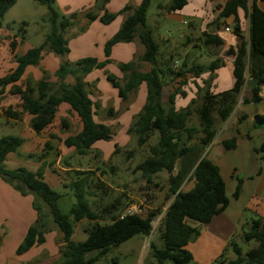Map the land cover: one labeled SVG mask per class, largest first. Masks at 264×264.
Segmentation results:
<instances>
[{
  "label": "trees",
  "instance_id": "16d2710c",
  "mask_svg": "<svg viewBox=\"0 0 264 264\" xmlns=\"http://www.w3.org/2000/svg\"><path fill=\"white\" fill-rule=\"evenodd\" d=\"M19 1L0 0V28L6 13ZM34 1L47 7L48 13L43 21L50 25V31L39 47H31L23 55L16 56V67L7 77L0 80V95L5 93L7 86L12 85L10 94L19 98L17 109L9 107L5 115L16 121H22L24 114L30 115V128L41 134L52 128L59 108L65 104L77 116L82 129L78 134L65 139L54 134H50V138L58 140L68 149H74L78 156H87L98 142L112 140L114 133L109 125L97 119L101 104L93 99L95 84L87 83L85 78L94 70H103L112 63L114 46L138 39L144 46V54L138 61L149 64L150 71H138L136 63L130 62L119 65L124 73L123 79L108 72L106 77L122 100H127L142 84L146 85L147 102L136 115V120L128 132L136 135L139 147L147 145L156 134L158 137L156 144L149 147V156L136 166L135 171L140 172L148 184H152L154 177L159 173L168 174L169 188L166 200L171 202L164 212L159 229L162 247L150 243L152 262L148 264H190L193 255L187 246L200 234L190 222L208 224L229 205L220 168L206 154L207 148L217 135V120L226 122L233 113L245 87L247 73L257 84L264 83V68L261 66L264 60V11L258 6V3H264V0H226L220 7L219 17L213 23L215 28L219 29L222 21L230 17H235L238 21L239 10L244 11L250 23L249 39L246 41L243 40L241 27L237 22L234 33L241 39V43L227 52V55L233 58L234 85L230 90L218 94L213 93L207 85L199 104L197 99H194L188 107L180 111L176 108V98L187 97L184 87L188 85L189 80H194L199 94L203 88L197 80L205 69L209 67L213 72L223 67L224 63L218 58L208 67L195 63L189 65L187 62L175 67L172 56L166 62H160V45L155 40L154 31L147 24L151 0H141L136 7L127 5L116 14L105 10L110 0H97L93 9L69 15L63 14L57 8L56 0ZM187 5L188 0H169L168 4L159 5V8L167 13H175ZM120 15L125 16V20L119 31L105 44L104 61L95 57L72 63L66 61L60 64L54 74L56 82L42 79L35 85L30 81L18 85L26 70L37 66L45 52L59 56L69 54L67 37L71 30L79 27V34H82L93 21L99 20L103 25H110ZM27 26L26 22L22 24L21 42L27 33L23 28ZM199 41L206 47H219L223 44L219 36L208 32H204ZM18 44L17 41L14 42L13 48ZM69 77L73 79V84L67 81ZM206 83L204 82V85ZM168 85H172L173 91L166 94ZM257 90L258 86L253 89L254 101L260 102ZM108 113L113 116V108H110ZM194 113L199 119L198 127L188 125ZM61 124L63 128H69L67 120L63 119ZM201 132L203 136L198 138ZM24 142L22 137L12 135L0 139V179L23 196L33 195V207L38 214L37 220L28 229L17 249L18 255L46 242V234L51 232L50 221L63 235L64 243L60 249V260L54 264H95L133 237L151 235L153 221L161 214L160 210L150 212L146 217L113 215L109 222H103L91 209L89 198L94 194L90 191L91 181L87 173H78L77 179L64 185L71 190V195L75 198L69 212L64 213L59 206L64 195L57 192L45 179L47 164L43 162V158L44 153L52 149L50 141L45 144L39 158L41 166L37 171L25 167H5L8 156L17 152ZM222 144L226 149H234L236 140H226ZM262 149L264 150V144ZM118 152L119 149L115 153ZM181 152H184V155L180 157ZM133 154L134 151H130L128 157L132 158ZM31 157L34 158L33 155ZM186 180L191 182V187L184 191L182 186ZM99 185L104 189L103 184ZM240 189L238 185L234 194L236 198L239 197ZM42 203L47 206L49 215L44 213ZM118 208L113 204L104 211L110 214ZM85 219L90 221V225L85 229L87 238L76 243L72 240L73 223ZM243 239L246 242L254 241L255 246L244 252L240 245L232 242L236 259L225 262L222 256L219 264H264V218L254 220L249 231L244 232Z\"/></svg>",
  "mask_w": 264,
  "mask_h": 264
},
{
  "label": "rangeland",
  "instance_id": "374dc122",
  "mask_svg": "<svg viewBox=\"0 0 264 264\" xmlns=\"http://www.w3.org/2000/svg\"><path fill=\"white\" fill-rule=\"evenodd\" d=\"M203 1L205 2V0ZM122 3L123 0L114 1L115 7ZM168 3L169 0H151V6L148 11L149 25L154 31L156 42L160 45V62H166L172 56V63L177 67H180L184 62H187L189 65L193 62L208 67L218 58H230L227 55V50L221 47L209 46L205 48L198 41L197 35L193 36L190 42H183L184 39L179 38L176 32L180 27L185 30L188 26L180 23L175 24L176 27H174L161 22L157 16L160 10L159 5H166ZM224 3L225 0L206 1V4L203 6V4L201 5V0H191L187 12L184 13L185 19L189 20L193 16L191 11L198 9L199 11H203L204 15L202 19L209 23L208 27L214 28L213 23L218 19L220 7ZM47 13V7L37 4L34 0H20L6 13L2 20V27L0 28V80L7 77L16 67V56L23 55L31 47H39L43 43L45 35L50 31V25L43 21ZM24 22L28 23V26L23 28L27 30V33L24 41L21 42L23 35L22 24ZM192 24L195 26L200 25L201 27L202 20L194 19ZM223 26L224 29L227 25L224 24ZM231 28L233 30L234 27L231 26ZM81 35L79 34V27L71 30L67 37L69 54L67 56H59L54 53L45 52L43 54L45 63L40 61L37 66L29 67L18 85H23L27 81L35 85L42 79L54 82L52 78L53 74L49 73V70L45 73L42 70L43 65H48V69L55 65L52 60L53 57L59 61V64H62L66 61L72 63L73 60L78 59L83 54L94 56L95 48H90L89 46L92 38L96 35V31L91 30L85 37H81ZM16 41L19 44L16 48H13L12 44ZM187 52L188 54H186ZM118 55L120 56V51L119 54L117 51ZM145 64L149 68L151 67L149 64ZM261 66L264 68V60ZM218 72L219 76H213L208 67L202 74V77L207 80L209 88L216 94L228 91L232 87V76L229 68L223 66ZM108 73L117 78H120L124 74L116 64L110 67ZM90 77H93V75H90ZM95 77L97 78L96 74L94 75ZM67 81H70L72 84L74 83L71 77ZM95 87L97 91L103 93L101 99L105 100L103 106L105 107V111L109 107L116 110L114 118H109L106 112L100 111L97 117L98 120L107 123L111 127L114 133L113 139L98 142L87 156H78L74 150L73 153L59 156V141L50 138L49 135L47 138H49L53 149L44 153L45 157L43 160L51 162L49 164V173H53L56 170L59 172L62 184L56 186L54 179L51 182L54 183L55 190L64 195L59 202V206L64 213H68L72 204L75 203L71 190L64 185L70 184L77 179L79 177L78 173L89 174L88 176L91 181L90 191L94 194V196L89 198L91 209L100 216L103 222H109L113 215H122L130 205H141L143 217L148 216L150 212L160 210L161 214L153 221V231L149 237L137 235L123 243L120 247L113 249L95 263L148 264L152 262L150 243H154L159 248L162 247L159 229L164 212L171 202V200H166L169 188L168 174L166 172L159 173L154 177L153 183L148 184L142 178L141 173L135 171V168L149 156V147L156 144L158 136L156 134L147 145L139 147L136 135L128 132L136 120L135 114L141 109V102L133 106L130 105L140 87L134 94L130 95L131 99L128 98L127 100H122L118 97L117 90L113 88L107 79H104L99 86L95 84ZM11 88L12 85L7 86L5 93L0 95V139L4 136L12 135L22 137L25 142L17 152L12 153L8 157L4 165L8 169H16L23 166L34 170L37 169L38 163H41L39 158L42 156L44 147L42 149L37 148L35 143L37 140L26 129L23 119L15 124L14 119L5 115V111L9 107L14 110L18 107L19 98L10 94ZM171 88V85L166 86L165 93L169 94ZM144 90L146 91L145 85ZM196 90L197 87L192 83L191 87L187 89V98L176 101V108L179 111L188 107L194 99H197V104L200 103L205 92V87L199 94ZM110 91L115 92L117 99L111 98ZM66 107L67 105H62L58 115H69L66 119L70 123V126H72V130L69 131L74 133L76 132L77 121L74 115H70L64 110ZM257 115L264 117V100L255 102L250 85H246L229 119L226 122L217 120V135L212 144L207 148L206 154H208L210 160L219 166L221 175L225 181L229 205L224 214L235 225V231L233 239L228 242V246L214 240L211 236L206 242H204L205 237H202L203 239L194 238L187 246V249L193 254V261L190 264H219L222 256L225 262L236 259L237 256L233 251L232 242L240 245L244 252L255 246L254 241H244L243 234L249 231L254 220L264 218V150L262 149L264 144V125L260 127L255 125V116ZM188 125L199 126V119L195 113L192 115ZM202 136L201 132L198 138ZM231 139L236 140V147L234 149H226L222 143ZM117 149H119V152L115 153ZM130 151H134L132 158L128 157ZM59 157H61L60 164L57 166L56 163ZM54 167L56 168L54 169ZM58 174L53 175L56 177ZM3 184L6 186L8 183H0V190L4 188ZM99 184H103L105 186L104 189L99 187ZM238 185H240L241 189L239 197L236 198L234 194ZM190 187L191 182L186 180L182 189L185 191L190 189ZM113 204L119 207L116 212L108 214L104 211L108 206ZM42 207L44 213L49 215L47 206L43 204ZM73 224L74 235L72 240L76 243L83 242L87 238L85 229L90 225V221L85 219ZM49 227L51 232H57L55 235H51L48 244V247L52 246V249L42 252V248H39L32 254L18 255L21 258V264H54L60 260V249L63 247L62 235L51 221ZM6 237L8 238L9 235L7 234ZM11 237H14V235ZM216 253H218V256H216L212 263H207L205 260L201 262L200 259L203 256L204 258L207 255L213 257ZM33 255H38V257L31 260L30 258ZM28 260L29 262H27Z\"/></svg>",
  "mask_w": 264,
  "mask_h": 264
},
{
  "label": "crops",
  "instance_id": "0c3cea01",
  "mask_svg": "<svg viewBox=\"0 0 264 264\" xmlns=\"http://www.w3.org/2000/svg\"><path fill=\"white\" fill-rule=\"evenodd\" d=\"M96 1L97 0H56V6L63 14L69 15L72 13L85 12L87 10L93 9V7L96 4ZM114 1L115 0H110L107 3V5L105 6V10H107L109 13H114V14L119 13L125 6L131 5V6L136 7L141 2V0H125V1L123 0L122 4L117 5L115 7ZM206 1L208 2V0H205V2L203 0H201V5L203 4V6H204V4H206ZM225 2H226V0H225ZM189 3H191V0H188V5L181 11H178L175 13H167L165 10L160 9L158 14H157V16L161 22H164V23L169 24L171 26L176 27L175 24H180V23H183V24L188 26V28L185 30H184V28L180 27V29H178V31L176 32V34L179 35V38L184 39L183 42H190L191 38L195 35L198 36V41H199V38L202 36V34L204 32H208V33L215 34V35L219 36L223 41V44L221 46H219V48L221 47L224 50H227V52H228V50L230 48L237 47L241 43V39L235 35V33L233 31L234 28H233L232 32H226L225 28L223 29V27H224L223 25L225 24L229 27H231V26L235 27L237 22L239 23V25L241 27L243 40L247 41L249 39L250 23H249L248 17L244 13V11H242V10L238 11V21L236 20L235 17H230L228 19L223 20L222 26H220L219 29H217L215 27L214 28L208 27L209 23H207L204 19H202L203 15H204L203 11H199L198 9H196L195 11H191V13L193 15L192 17L196 16L195 18L191 17L193 20L194 19L202 20V24L200 27V25L199 26L193 25L192 24L193 20L191 18L189 20L185 19L186 16L184 15V13L187 12V8L190 5ZM258 6L261 10L264 11V3L259 2ZM124 20H125V16L120 15L110 25H103L99 20L93 21L92 23L88 24L86 31L84 33H82L81 37H85L88 33L91 32V30L96 31V35L94 36V38H92V40L90 42L91 44L89 46L90 48H92V47L95 48V53H94L95 55L93 56L91 54H89V55L83 54L78 59L73 60V62L79 61V60H81L83 58H87V57H95L99 61H104L105 60V54H104L105 44L119 31ZM147 24L151 28L148 20H147ZM192 25H193V27H192ZM204 47L207 48L206 46H204ZM212 47H216V46H212ZM117 51H118V54L120 51V56L119 55L117 56ZM123 53H124V55H123ZM143 54H144V46L141 44V42L138 39H136L130 43L117 44L112 49V54H111L112 63L109 64L103 70H94L93 72H91L89 75L86 76L85 81L89 84H96V86H99L104 81V79H107L106 74H107V72H109V69L113 64H116L119 66L120 64H127L130 62H134V63H136V69L138 71L142 70V72H148V71H150L151 67L149 68L148 65H146L144 62L141 63L138 61L139 58ZM186 54H188V52ZM52 60H53V63L55 65L52 68L49 67V69L47 68L48 65H46V66L43 65L42 70L44 73L48 72V70H49V73L53 74L52 78H53L54 82H56V77H54V73L56 72V70L60 66V64H59V61L55 60L54 57ZM41 61L43 63H45L44 58H42ZM222 61L224 63V67L229 68V71H230L231 76H232V87H233L234 82H235V79L233 76V70H234L233 58L232 57H230L229 59L222 58ZM192 64H194V63L192 62L191 65ZM195 64H197V63H195ZM218 70L219 69L213 71L212 75L213 76H217V75L219 76ZM99 72H101V74H99ZM95 74L97 75V78L96 77L94 78ZM90 75H93V77H90ZM123 77H124V74H122L119 79H121V78L123 79ZM68 82H70V81H68ZM204 82H207V80H205V78L202 77V75H201V78L197 80V83L203 89H204V87L206 88L208 85L207 83H206V85H204ZM192 83H194V85H195L194 80L190 79L188 85H186L184 87L186 92H187L188 87H191ZM177 84H175V86ZM144 85L145 84H142L140 86V89L137 91V94H135V97H134L135 99H133V102H131V104L129 103L131 106H133V105H136L139 102H141V109L139 111H137L135 116L140 113V111L142 110V108L144 107V105L147 102V87H146V91H145ZM246 85H250V89H252V91L256 86H258L257 81L255 79L251 78L248 73L246 74L245 86ZM171 87H172V85H171ZM93 89H94V87H93ZM171 90L173 91V87L170 89V91ZM210 90L212 91V89H210ZM94 92H95V96L93 95V99L101 104V109L99 111L100 112H106L107 116L109 118H114V116L116 115V110L113 108L114 115L112 117V115L110 116V114L108 113V110L112 107H109L106 111H105V107H103L104 102H105V100L101 99L102 98L101 95L103 93L97 91L96 88L94 89ZM212 92L215 93L214 91H212ZM109 94H110L111 98H113L114 100L117 99V96H116L114 91H110ZM187 96H188V92H187ZM178 99H184V98L177 97L176 101ZM18 104H19V102H18ZM60 108H59V111H60ZM64 110H66L68 114L74 115V117L76 118V121H77L76 132H74V133L72 131H69V130H72V126H70L69 122H68L69 123L68 129L63 128L62 124H61L62 120L63 119L66 120L69 117V115L65 114V115L59 116L57 113V116H56V119H55V122H54L52 128L50 130H47V131L41 133V134H37L35 131H33L30 128L29 122L31 120V116L28 114L23 115V120L25 121L26 129L29 130V132H31V134H32V137L36 138V140H37L35 142L37 145V148L42 149L43 147H45L46 142L49 141V138H47V137L50 134H54V135H57L58 137H60L62 139H65L66 137L71 136V135H76L81 131L82 126H81L77 116L70 111V108L68 106ZM16 122H18V121L15 120V124H16ZM100 122L105 123L103 121H100ZM105 124H107V123H105ZM54 140H56V139H54ZM56 141H58V140H56ZM58 150L60 152L59 156H64L65 154H69V153L74 152L73 151L74 149L66 148L61 142H59ZM60 158L61 157H59L57 160V163H56L57 166H59V164H60ZM43 162L47 164L46 168H45V179L55 189V187H54L55 185H54V183L51 182V180L54 179L56 186L61 185L62 181H61L60 176L58 174L59 172L56 170L53 173H49L50 172L49 164L51 162H49V161L47 162V160H43ZM52 165H55V164H52ZM40 166H41V163H38V165L36 167L37 169H34V170L28 169V170L37 171ZM55 168L56 167H54V169ZM53 174H58V176L55 177ZM3 182L6 183L2 179H0V183H3ZM34 201H35L34 196H32V195L23 196L19 192H17L12 186H10L9 184H6V186L4 185V188L2 190H0V264H21L20 263L21 258H19L18 254H16L17 249H18L19 245L23 242V240H24V238L28 232V229L32 226V224L37 220V217H38V214L34 210V207H33ZM225 211L223 213H221L220 215L215 216L212 219V221L209 222L208 224L202 225V224H199L197 222H190V224L193 227H196L200 232L198 239L205 237L204 242H206V241H208L209 237L211 236L214 240H217L221 244H225V246L229 245L228 242H230V240H232L233 236H234L235 225L230 220V218L228 216H226V214H224ZM33 214H34L35 218H34ZM56 233L57 232H55V231L47 233L46 234V242L44 244H42L40 246H35L32 249H30L28 252H26L22 255H19V256L28 255L30 253L32 254L34 251H37V249H39V248H42V250H43L42 252H44L45 250H49V249L51 250L52 246L48 247V244L50 242L51 235H55ZM7 234L9 235L10 238L6 237ZM12 235H14V237H11ZM61 237H62V245H64L63 235ZM209 243H210V240H209ZM38 255H33L30 259L31 260L35 259L36 257H38ZM216 256H218V253L213 255V257H210L207 255L204 258V256H203V258L200 260H201V262H203L205 260V262H207V263L208 262L212 263V261L216 258ZM27 262H29V260Z\"/></svg>",
  "mask_w": 264,
  "mask_h": 264
},
{
  "label": "built area",
  "instance_id": "2783aa9c",
  "mask_svg": "<svg viewBox=\"0 0 264 264\" xmlns=\"http://www.w3.org/2000/svg\"><path fill=\"white\" fill-rule=\"evenodd\" d=\"M225 31L226 32H232V29L231 27L229 26H226L225 27ZM177 67V66H175ZM264 83H261V85L258 86V90H257V97L260 99V100H264ZM142 207L141 205H130L128 206V208L126 209V211L123 213V216H126V215H142Z\"/></svg>",
  "mask_w": 264,
  "mask_h": 264
},
{
  "label": "water",
  "instance_id": "95a60500",
  "mask_svg": "<svg viewBox=\"0 0 264 264\" xmlns=\"http://www.w3.org/2000/svg\"><path fill=\"white\" fill-rule=\"evenodd\" d=\"M261 85V82H258V86ZM255 125L257 127L263 126L264 125V117L262 115H257L255 116ZM184 155V152L180 153V157Z\"/></svg>",
  "mask_w": 264,
  "mask_h": 264
}]
</instances>
